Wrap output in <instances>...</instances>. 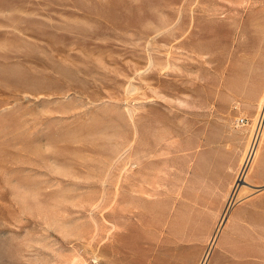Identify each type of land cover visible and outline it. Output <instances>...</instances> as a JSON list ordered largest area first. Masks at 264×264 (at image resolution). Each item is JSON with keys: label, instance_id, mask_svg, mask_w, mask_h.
<instances>
[{"label": "rangeland", "instance_id": "obj_1", "mask_svg": "<svg viewBox=\"0 0 264 264\" xmlns=\"http://www.w3.org/2000/svg\"><path fill=\"white\" fill-rule=\"evenodd\" d=\"M79 255L264 264V0H0V264Z\"/></svg>", "mask_w": 264, "mask_h": 264}, {"label": "built area", "instance_id": "obj_2", "mask_svg": "<svg viewBox=\"0 0 264 264\" xmlns=\"http://www.w3.org/2000/svg\"><path fill=\"white\" fill-rule=\"evenodd\" d=\"M247 124V119L245 117H240V118H237L236 120V125L238 127H242V126H245Z\"/></svg>", "mask_w": 264, "mask_h": 264}, {"label": "bare ground", "instance_id": "obj_3", "mask_svg": "<svg viewBox=\"0 0 264 264\" xmlns=\"http://www.w3.org/2000/svg\"><path fill=\"white\" fill-rule=\"evenodd\" d=\"M96 256H97V255H96ZM75 257H76V256H75ZM75 257H74V258H75ZM78 257H79V259H82V260H83V258H81L82 256L79 255ZM77 259H78V258H77ZM77 259H76V260H77ZM83 261H84V263H85V260H83ZM83 261H82V262H83ZM76 262H77V261H76ZM80 263H81V262H80ZM80 263H79V264H80ZM84 263H82V264H84ZM77 264H78V263H77ZM85 264H86V263H85Z\"/></svg>", "mask_w": 264, "mask_h": 264}]
</instances>
